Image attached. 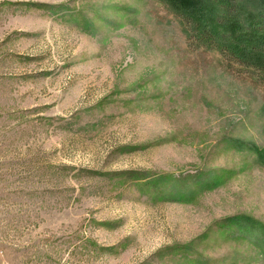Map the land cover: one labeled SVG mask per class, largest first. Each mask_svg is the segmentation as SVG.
I'll use <instances>...</instances> for the list:
<instances>
[{
    "label": "rangeland",
    "instance_id": "374dc122",
    "mask_svg": "<svg viewBox=\"0 0 264 264\" xmlns=\"http://www.w3.org/2000/svg\"><path fill=\"white\" fill-rule=\"evenodd\" d=\"M263 148L164 0H0V264H264Z\"/></svg>",
    "mask_w": 264,
    "mask_h": 264
},
{
    "label": "trees",
    "instance_id": "16d2710c",
    "mask_svg": "<svg viewBox=\"0 0 264 264\" xmlns=\"http://www.w3.org/2000/svg\"><path fill=\"white\" fill-rule=\"evenodd\" d=\"M195 47L215 50L227 65L254 71L264 82V11L241 20L240 0H164ZM264 163V148L257 152Z\"/></svg>",
    "mask_w": 264,
    "mask_h": 264
}]
</instances>
